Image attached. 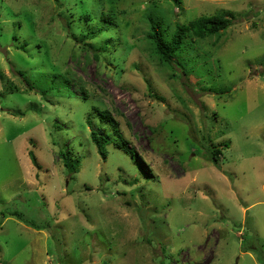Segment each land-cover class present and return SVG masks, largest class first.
<instances>
[{
    "label": "rangeland",
    "instance_id": "374dc122",
    "mask_svg": "<svg viewBox=\"0 0 264 264\" xmlns=\"http://www.w3.org/2000/svg\"><path fill=\"white\" fill-rule=\"evenodd\" d=\"M95 1L0 0V264H264V0ZM156 4L170 31L235 19L173 74L146 38ZM66 70L75 97L27 90ZM92 129L133 149L103 158Z\"/></svg>",
    "mask_w": 264,
    "mask_h": 264
},
{
    "label": "trees",
    "instance_id": "16d2710c",
    "mask_svg": "<svg viewBox=\"0 0 264 264\" xmlns=\"http://www.w3.org/2000/svg\"><path fill=\"white\" fill-rule=\"evenodd\" d=\"M180 1V0H176ZM99 2V6L101 5V0H97L94 3ZM113 6L110 7L107 11L108 12H102L101 11V17L103 21H107L109 23H113L116 18L118 12L116 11V8ZM99 6H93L96 7V11H98ZM154 9L149 14V20H150V31L147 32L146 38L147 42L151 45V57L155 61H159L163 68H168L174 72H176V65L180 64L185 68H195L194 64L196 63L197 59L195 58L194 54H192V51L196 49L195 47V40L204 39L207 36L211 35H221L223 31L227 27H229L233 20L235 19V14L231 11L225 10L221 12H217L214 14L209 15H202L197 18L191 19L188 23H180L177 22L175 24V28L173 31L169 30V27L165 25L164 16L159 11V8L157 4L153 7ZM95 9V8H94ZM157 11L159 12L158 14ZM94 11L90 12H84L82 15L85 19L90 21L92 14L94 16ZM156 12V13H155ZM104 21V22H105ZM107 42H105L103 45L99 47L100 51H105L107 48ZM27 43H23L18 48L23 49L25 51ZM95 56L98 57V54L95 53ZM186 71V70H184ZM38 72L36 76V81L34 80H27V90H35L39 92L42 96H76V94L72 91L70 88V82H71V71L66 70L64 72ZM51 73H54L56 77L50 81L49 75ZM19 74L25 78L27 75L26 72L19 70ZM25 80V81H26ZM45 84V85H44ZM50 84V87H48ZM12 85V84H10ZM38 85H44L41 89H37L36 86ZM11 91V89H10ZM9 91V92H10ZM225 91V90H221ZM14 92V91H11ZM2 93H0L1 95ZM83 98H87L85 95L86 93H83ZM98 109V107H97ZM101 116L105 118L114 128L116 132H119L118 128V122L114 118V116L111 114L109 110H102L98 109ZM13 114L16 115H23L24 113L19 111H13ZM59 130H62L61 126L57 127ZM203 139H206L205 137ZM91 140L92 142L97 146V150L99 154L106 158L108 154L107 145L110 142L115 143L119 147H123L126 149H133L129 148L127 145V141L123 138L122 135L118 134V136H115L113 139H110L106 134H103L99 132L96 129L91 130ZM228 147L227 143H224L222 145H217L216 147H211V154L208 155L209 159L213 161L214 163L218 164L220 161V155L222 153V148ZM30 155L32 157V161L35 165L38 166V162L36 159V155L33 151H30ZM71 151L62 152V158L65 167L67 168L68 172L72 174V176L79 172L80 164H81V157H73V155L70 154ZM10 215L19 216V212L14 211H8ZM39 229H42L40 227H36ZM174 254L170 255L169 257L172 258ZM175 258V256H174Z\"/></svg>",
    "mask_w": 264,
    "mask_h": 264
}]
</instances>
